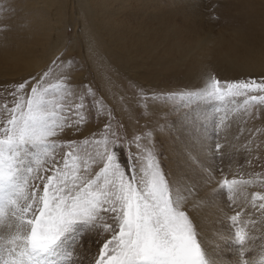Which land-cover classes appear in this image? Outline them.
Here are the masks:
<instances>
[{
  "label": "snow or ice",
  "instance_id": "obj_1",
  "mask_svg": "<svg viewBox=\"0 0 264 264\" xmlns=\"http://www.w3.org/2000/svg\"><path fill=\"white\" fill-rule=\"evenodd\" d=\"M64 63L57 56L0 93L6 94L0 119V264H80L78 249L88 250L89 244L97 246L89 264H226L205 246L195 223V182L182 186L170 179L156 137L166 132L178 150L201 147L219 157L223 145L215 130L169 127L168 117L179 114L191 124L190 106L239 100L246 116L257 119L264 108V75H208L195 90L146 94L157 101L147 119L157 123L129 132L102 111L93 89L78 86L70 72H55ZM89 123L97 127L84 135ZM246 163L264 165V158L250 155ZM217 171L218 177L209 172L207 183L215 181L227 194L229 208L235 194L260 189L245 195L235 214L225 213L235 246L228 249L236 257L230 264H253L246 258L250 237L240 218L248 205L264 215V173L253 171L244 179Z\"/></svg>",
  "mask_w": 264,
  "mask_h": 264
},
{
  "label": "rangeland",
  "instance_id": "obj_2",
  "mask_svg": "<svg viewBox=\"0 0 264 264\" xmlns=\"http://www.w3.org/2000/svg\"><path fill=\"white\" fill-rule=\"evenodd\" d=\"M21 1L0 0V93L4 86L22 82L60 56L65 63L55 69L57 74L70 72L78 86L87 85L103 101V112H111L129 132H140L149 123H157L147 119L152 115L150 105L157 101L149 100L146 94L195 90L204 86L208 75L227 80L264 75V71L251 67L245 70L225 67L222 71L212 59L207 65L194 66L196 53L192 52L196 42L204 37L220 38L227 43L241 35L245 37L244 46L251 47L250 54H259L264 50V10L260 0H59L55 13L57 24L45 19L49 25L48 36L54 25L50 40L39 33L41 25L37 18L41 14L30 16L25 3H32ZM244 46L238 51L242 64L252 61ZM30 52L39 55L32 70L40 67L29 73L26 70L24 75H10L13 69L5 64L9 57ZM5 98L6 94L0 95V119L5 115L2 108ZM193 116L195 119L187 124L181 115H170L169 127L199 125L200 132L209 134L215 130L223 145L219 157H210L203 151L194 168L184 167L181 164L186 162L185 151L177 149L168 133L157 136L156 140L170 179L182 186L195 182L198 198L193 214L205 246L215 249L230 264L236 257L228 249L235 246L230 243L233 234L225 213L235 214L232 209L238 211L244 206L245 195L260 189L249 187L247 193L235 194L236 203L229 208L227 194L217 190L215 181L207 183V175L210 172L218 177L217 169H223L230 178L235 174L248 179L253 171L264 173V165L246 163L250 155L264 158V108L260 109L259 118L253 119L246 116L239 100L235 105L227 100L202 101L189 107L187 117ZM96 127L95 123H89L84 135ZM198 148L194 149L199 151ZM207 162L211 168L206 167ZM240 219L245 221L250 237L251 251L246 258L260 264L264 257V215L248 205ZM87 249H78L84 256L80 264H89L97 246L89 244Z\"/></svg>",
  "mask_w": 264,
  "mask_h": 264
},
{
  "label": "bare ground",
  "instance_id": "obj_3",
  "mask_svg": "<svg viewBox=\"0 0 264 264\" xmlns=\"http://www.w3.org/2000/svg\"><path fill=\"white\" fill-rule=\"evenodd\" d=\"M255 1L259 2V0H255ZM23 2H24V0H23ZM23 2L21 1V3H23ZM30 2L32 3L31 5H28V2L27 3L24 2L25 3V9H27L26 10L27 13L30 10V16L32 15V13L36 14V15L41 14L37 18V20L40 22V25H41L39 33L42 35L48 36L49 25L45 19H49L50 22H55V24H57V19H55V13L57 12V5L59 4L60 1L59 0H30ZM260 3H261L263 10H264V0H260ZM59 9H60V7H59ZM262 22L264 24V17L262 18ZM53 29H54V25H52L50 27V33H49L50 35H52ZM36 31H35V33H36ZM32 34H34V32ZM49 36H48V39L50 40ZM243 38H245V37L241 36V35H237L233 39L228 40L227 43H224V41L220 38H209V37L206 38V37H204V38L198 40L196 42V45H194V50L192 51V52L196 53V55L193 56L194 60H195L194 66H202L201 64L207 65L206 62L208 60L212 59L211 61L215 65L216 64L219 65L220 66L219 70H222V71L225 70V67L228 70L232 67H240L242 70H245V68L251 67V68L256 69L258 71H264V69H263V67H264V50H261L259 54H255V55L250 54L251 47L250 46H248V47L244 46L245 41L243 40ZM39 45L41 47V43ZM243 46H244L245 52L247 51L248 57H249V55L251 56L252 61H248V62H245L242 64L239 61V60H241V57H239L238 51ZM192 52H190V54ZM187 55H189V54H187ZM192 55H194V54H192ZM37 57H39V55L35 54L34 52H30L28 54H13L9 57V61L6 62L5 64H9L13 69V71H10V75L20 76V75L27 74L32 70V68L35 66L36 62L38 61ZM40 62H38V64H40ZM38 67H40V65L36 66L33 70H36ZM26 70H28L27 73H23ZM199 129H202V128H200V126H199ZM194 148L197 149V147H193L190 152H185V154L183 153L186 162L181 164V165H184V167L194 168L193 167V164H194L193 161H196V159L198 160L199 156H203L201 154L203 152V149L201 147L198 148L199 151H196ZM177 158H178V156H177ZM207 159H208V157H207ZM200 163L203 167V163L201 161H200ZM209 165H210V162H207L206 167H208ZM191 168H190V170H191ZM203 168H205V167H203ZM208 168H211V167L209 166ZM186 171H187V169H186ZM190 172H192V171H190ZM224 218H225V216H224ZM220 244H224V243H220Z\"/></svg>",
  "mask_w": 264,
  "mask_h": 264
}]
</instances>
